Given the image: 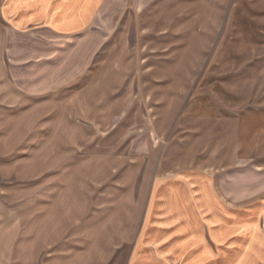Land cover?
I'll use <instances>...</instances> for the list:
<instances>
[{"label":"rangeland","instance_id":"374dc122","mask_svg":"<svg viewBox=\"0 0 264 264\" xmlns=\"http://www.w3.org/2000/svg\"><path fill=\"white\" fill-rule=\"evenodd\" d=\"M3 4L0 264H129L146 224L145 264L196 238L204 264H264V0H90L60 36L16 34ZM197 174L222 207L191 182L167 210V179Z\"/></svg>","mask_w":264,"mask_h":264},{"label":"crops","instance_id":"0c3cea01","mask_svg":"<svg viewBox=\"0 0 264 264\" xmlns=\"http://www.w3.org/2000/svg\"><path fill=\"white\" fill-rule=\"evenodd\" d=\"M72 1V2H71ZM90 0H61L59 3L58 9H63L66 7L67 12L66 14L60 13H54L50 14V3L49 0H4L3 4V15L6 21L9 23V27L12 31H14L16 34H28L33 33L36 31H46L50 33L51 35L60 36L65 35L69 33H75L76 31H80L83 27L89 24L91 21V15H92V8H93V1L92 0V8L91 13L88 16V20L82 21L83 24L80 25H74L72 27H69L68 29L64 27L57 26L55 24L54 18L57 19H63L64 17L68 20L72 19H80L83 14H81L82 9L86 5V2ZM46 2L47 6L46 9L43 5V3ZM74 2L79 3V5H75ZM76 6V7H75ZM41 23V24H38ZM47 23V24H46ZM187 133L191 134L190 138L187 139V143L193 142L192 137L196 133V130H188ZM212 134L211 132H209ZM198 177H195L193 179L189 178H181L179 181L167 179V210L172 209H185V201L182 200V196L184 193H187L188 191H192L191 182L195 183L193 185H196L198 188V192L201 194L200 201L197 207H201V209H204L205 207L209 208V205L211 207L220 208L222 207V203L216 198V194L214 192V188H217V186L220 188L218 182L217 184L213 183V186L209 181L203 180L201 175L197 174ZM208 179V178H207ZM210 180V179H208ZM158 184L154 186V195L151 198V201L149 203V206L152 207L154 205H157L158 203V192H157ZM202 194L204 195L202 197ZM172 200V202L170 201ZM178 201V202H177ZM150 218V216H149ZM147 219L146 221H149L150 219ZM186 222V219H182ZM182 222V221H181ZM204 223V222H203ZM197 225H200V222H197ZM150 224L144 225L145 227V233L141 232L139 238L136 240L134 249L132 252V256L130 259L129 264H145L148 260H153L156 258L154 255H151V253L147 252V254L144 255L146 251L147 241L153 240L156 238L155 235L152 237H149L150 231H153L149 229L148 227ZM167 230V229H163ZM161 232V230H160ZM167 240V235H165ZM213 240L222 239L221 234L218 233L212 235L211 237ZM197 241H186L185 243L180 245L178 253L180 254V260L176 255L174 256V262L177 264H204L205 259L210 258L213 256L212 251L204 252V250L196 251L194 254V259L190 257V253L188 251V246L193 244L195 242V245L199 244V239L196 238ZM162 243H159L161 245L166 246L167 241L161 240ZM164 242V243H163ZM160 245V246H161ZM173 252V251H172ZM171 252V253H172ZM177 254V252H173ZM190 257V259H189ZM163 258L168 259L167 264L173 262L172 261V255H165Z\"/></svg>","mask_w":264,"mask_h":264}]
</instances>
